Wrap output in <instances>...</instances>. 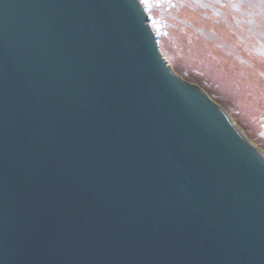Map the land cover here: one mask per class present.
Instances as JSON below:
<instances>
[{
  "label": "water",
  "instance_id": "1",
  "mask_svg": "<svg viewBox=\"0 0 264 264\" xmlns=\"http://www.w3.org/2000/svg\"><path fill=\"white\" fill-rule=\"evenodd\" d=\"M141 1L0 0V264H264V151Z\"/></svg>",
  "mask_w": 264,
  "mask_h": 264
},
{
  "label": "rangeland",
  "instance_id": "2",
  "mask_svg": "<svg viewBox=\"0 0 264 264\" xmlns=\"http://www.w3.org/2000/svg\"><path fill=\"white\" fill-rule=\"evenodd\" d=\"M150 24L173 69L219 97L264 151V0H157Z\"/></svg>",
  "mask_w": 264,
  "mask_h": 264
}]
</instances>
